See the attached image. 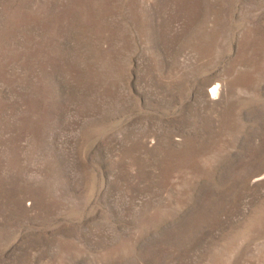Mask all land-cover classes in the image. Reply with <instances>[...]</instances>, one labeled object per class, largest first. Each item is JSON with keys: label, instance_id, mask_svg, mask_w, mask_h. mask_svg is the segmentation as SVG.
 Listing matches in <instances>:
<instances>
[{"label": "rangeland", "instance_id": "1", "mask_svg": "<svg viewBox=\"0 0 264 264\" xmlns=\"http://www.w3.org/2000/svg\"><path fill=\"white\" fill-rule=\"evenodd\" d=\"M0 264H264V0H0Z\"/></svg>", "mask_w": 264, "mask_h": 264}, {"label": "bare ground", "instance_id": "2", "mask_svg": "<svg viewBox=\"0 0 264 264\" xmlns=\"http://www.w3.org/2000/svg\"><path fill=\"white\" fill-rule=\"evenodd\" d=\"M211 89H212L211 90L212 92H214V93L216 92L217 93V91H218V85L213 84L212 87H211Z\"/></svg>", "mask_w": 264, "mask_h": 264}]
</instances>
